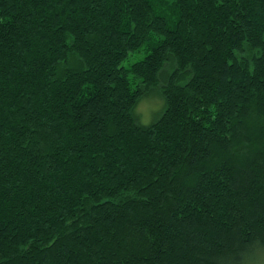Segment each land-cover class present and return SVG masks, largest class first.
<instances>
[{
  "label": "trees",
  "instance_id": "16d2710c",
  "mask_svg": "<svg viewBox=\"0 0 264 264\" xmlns=\"http://www.w3.org/2000/svg\"><path fill=\"white\" fill-rule=\"evenodd\" d=\"M0 264H264V0H0Z\"/></svg>",
  "mask_w": 264,
  "mask_h": 264
},
{
  "label": "rangeland",
  "instance_id": "374dc122",
  "mask_svg": "<svg viewBox=\"0 0 264 264\" xmlns=\"http://www.w3.org/2000/svg\"><path fill=\"white\" fill-rule=\"evenodd\" d=\"M143 53H133L125 62L124 65L128 66L131 62L138 60L142 57ZM163 108V99L157 91H151L142 97L134 108L137 121L140 124L152 123L161 113Z\"/></svg>",
  "mask_w": 264,
  "mask_h": 264
}]
</instances>
